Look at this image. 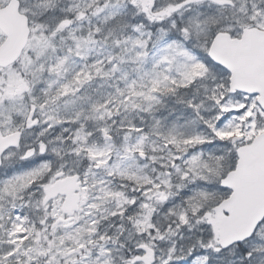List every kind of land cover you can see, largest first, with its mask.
Wrapping results in <instances>:
<instances>
[{
    "label": "snow or ice",
    "instance_id": "obj_1",
    "mask_svg": "<svg viewBox=\"0 0 264 264\" xmlns=\"http://www.w3.org/2000/svg\"><path fill=\"white\" fill-rule=\"evenodd\" d=\"M0 264H264V0H0Z\"/></svg>",
    "mask_w": 264,
    "mask_h": 264
}]
</instances>
